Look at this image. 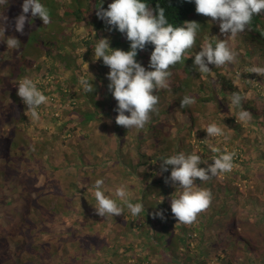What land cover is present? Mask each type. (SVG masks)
<instances>
[{"label": "trees", "instance_id": "obj_1", "mask_svg": "<svg viewBox=\"0 0 264 264\" xmlns=\"http://www.w3.org/2000/svg\"><path fill=\"white\" fill-rule=\"evenodd\" d=\"M17 2L7 0L4 7L7 17L6 22L10 27V36L17 38L21 43L20 48H22V61L15 66L9 77L10 82H13L11 84L20 83L28 70L32 68L40 70L42 65H46L45 74L49 76L46 79H50L51 74L56 70L63 68L65 71H69L71 79L50 80V83L56 84L55 87L60 101H70V109L66 111L67 115L71 118H78L79 124L85 129H89L91 126V130H93L102 121L101 115L105 114L112 122V135L117 145V154L114 157L107 156L111 153L106 154V158L110 160L111 164L108 169L100 170V166L104 165V161L102 163L100 158L95 160L94 165H91V171L84 172L87 175L90 174L95 181L103 178L106 172L116 174L117 178H136L138 198L127 200L132 203L142 202L144 205V212L138 216L128 213L130 218L127 221L128 224L125 225L127 230L135 231L136 242L121 243L120 236L123 233L118 235L116 228L107 234V244H100L92 235V237L82 235L79 240H74L73 237H78L79 231L70 230L72 237L68 233H66V236L62 233L55 236L56 238H63L60 240V244L64 250H67V256L70 257L74 251L83 249L85 252H82V256L91 252H95L97 255L91 264H234V258L242 261V264H264V230L258 236L251 237L249 233L240 229L241 226L247 224L258 230L264 229V201H259V198H253L250 201H245L248 198L244 199L243 196L242 199L240 198L238 187L234 185L237 180L236 176L239 173L234 171L233 173L236 175L233 177L229 176V173L232 174L231 171L221 173L206 182H200L197 179V185L200 184L201 187L209 189L212 198L208 207L198 212L191 223H184L178 222L171 214L170 198L176 188L173 187L171 181L165 182L170 175L171 166H169L168 172H163V162L161 161L162 158L181 151L186 153L194 151L192 147L187 145L185 139L177 137L170 139V134L163 132V120L169 114H172L175 120V113L180 112L183 117L191 121L189 128L192 130L197 123V120L192 116L193 106L220 101L222 100L220 98L226 99L228 96L231 98L232 94L237 92L241 95L242 100L240 105H235L233 114L238 116L241 111L246 110L251 116L239 123L235 118L229 117L227 119L235 138H241L240 141L247 145L248 136L246 133H248L253 136L252 143L258 145L259 141L264 142V105L259 108V105L264 102V95L257 92V98L253 96L250 100H246L245 95L221 74L219 68H213L212 71L215 76L200 73L193 65V60L195 53L200 50L203 42L196 37L193 47L186 51L180 62L169 69L171 73L175 74L178 71H183L186 77L181 81L172 80L173 83L168 89H162L159 92L154 91L153 94L159 96V101L155 106V111L150 113V120L145 127L137 130L118 126L115 123L117 112L114 110L117 107V102L108 90L110 82L107 79V74L110 69L103 64L102 59L97 60L94 58L96 61L94 69L98 73L96 76L93 78L83 76L89 81L93 80L94 87L93 93L85 92L79 84L81 76L78 75V69L76 68L78 67L76 65V55H73L72 51L66 52L63 50L61 52L62 46L57 47L60 43L55 40V42L47 40L40 34V31L43 30L41 19L38 17L33 18L29 13V22L25 24L22 36L20 37V33L14 30V25L10 21L12 13L18 16L21 14L23 0H17ZM72 2L76 5L72 8H65V17H74L78 22H82L86 20L85 14H88V17L92 19L96 34H99L97 40L105 36L101 37V32L107 31L106 37L111 41V48L129 50L130 42L126 40V37L116 30L109 31V26L96 15L101 6L107 9L112 0H107L104 4H102V0H94V9L89 10V12L84 9L86 6L80 0H72ZM147 3L153 10L157 6L164 8L166 17L174 26H182L185 21H194L200 16L195 11V4L187 3L185 0H147ZM17 4L19 6H16ZM97 19L99 20L96 21ZM205 28L206 23L202 22L199 32H205ZM237 37L244 47L258 48L264 55V12L254 16L251 24ZM23 40L30 43L24 49L22 46ZM95 43L96 40L94 42L92 40L83 41V44L88 48L86 58L94 52L91 47H94ZM153 47L149 44L146 45L143 51H138L136 59L145 68L149 64ZM42 53L44 55L41 59L38 61L37 59L32 60V56L35 54L41 56ZM218 86L219 89H217ZM191 94L192 97H190ZM185 96L193 98L194 103L181 108L180 104ZM171 97H175L174 105L168 103ZM205 108L207 107L205 106ZM197 110L201 111L199 107ZM217 111L219 112V109ZM71 120H69V123ZM20 121L24 122L25 119L21 118ZM102 138L101 144L106 142L105 138L102 135L96 136L97 141ZM109 139L113 140L111 134ZM197 148L199 149L197 153L201 155L202 160H208L209 164L213 163L212 159L217 156L210 145L208 146L202 142V144L197 145ZM255 149L261 151L258 147ZM76 154L77 156L73 157L75 160L85 165L93 164L88 161V156L85 153L78 151ZM235 157L239 159L241 154H235ZM263 158L264 154L260 159L261 164H258L257 168L244 166L245 170L241 172L248 176V181L251 183L255 181L254 175L261 173L262 168H264ZM236 159H233L234 164ZM79 164L81 165V163ZM70 165L73 166L74 170L83 172L82 167H75L73 163H70ZM200 167H206V165L202 164ZM220 175L223 177H220ZM261 184L264 185V180H259V182L256 180V192H258ZM257 186L259 187L256 188ZM258 193L264 196V187ZM257 201L262 204V211L258 214V217H255L254 207L259 209ZM124 206L126 208L125 203ZM247 207H250V209L246 213L245 209ZM160 210L164 212V219L155 216V213ZM251 212H253L252 215ZM246 217L247 219H245ZM68 243L73 246L67 245ZM44 245L42 242L34 246L35 251L29 256L31 261L39 259L41 260L40 264H45L46 260L51 259V257H48L49 253L47 251L50 243H47V249ZM41 250L43 253L40 252ZM108 250L112 252L109 253ZM220 253L222 257L219 255ZM3 258L4 255L0 251V264H2ZM79 264H85V261L80 258Z\"/></svg>", "mask_w": 264, "mask_h": 264}, {"label": "rangeland", "instance_id": "obj_2", "mask_svg": "<svg viewBox=\"0 0 264 264\" xmlns=\"http://www.w3.org/2000/svg\"><path fill=\"white\" fill-rule=\"evenodd\" d=\"M80 1L86 6L84 9L88 12L94 9V0ZM106 1L102 0V4ZM15 2L18 3L17 0ZM41 3L49 9L52 19L50 18L51 22L48 25L42 23L43 30L40 31V34L47 40H55L60 43L57 47L62 46L61 52L63 50L72 51V54L76 55L78 75L89 78L96 76L98 73L94 69L96 67L94 52L86 58L88 48L83 44V41L92 40L94 42L99 37L93 27L92 19L88 17L89 15L85 14L86 20L82 22L74 20V17H65V8H72L76 5L73 4L72 0H41ZM5 6L6 4L0 5V16L6 17ZM17 16L12 13L10 20L12 25H14V19ZM194 21L200 25L202 22L206 23L205 32L200 33L198 31L197 33L201 42H204L205 38L213 36L221 40L226 39L228 46L236 53L233 62L220 67L209 65L210 69L219 68L221 74L245 95L246 100H250L253 96L257 98V92L264 95V76L247 71L253 66L264 67L262 52L258 48L244 47L240 44L238 35L232 39H227L230 34L220 33L219 21H212L210 17L203 15ZM0 27L6 29L4 37H0V251L4 255L1 263L40 264L41 260L31 261L29 256L35 251L34 246L43 242L46 249L47 243H50L47 251L48 257L51 259L46 260L45 264H79L80 258L85 261V264H91L97 256L95 252L82 256V252L85 251L81 249L74 251L68 257L67 250H64L60 244V240L63 238L55 237L61 233L64 236L68 233L72 237L70 230L79 231L78 237H73L74 240H79L82 235H92L100 244H107V234L116 228L118 235L123 233L120 236L121 243L136 242L135 231L131 232L125 228L130 218L128 213L131 212L126 209L127 207L125 208L124 201L115 195L116 189L123 187L128 193L127 199L138 198L136 178H117L116 174L105 173L102 178L104 180L103 190L106 195L121 205L123 213L120 216L101 217L95 211V179L84 172L91 171V165H94L95 160L100 158L102 163L104 161V165L100 166L101 171L110 167V160L106 158V154L111 153V155L107 154L108 157H114L117 154V145L112 135V122L108 116L102 114V121L91 130V126L89 129H85L79 124L78 118H71L67 115L66 111L70 109V101H60L56 84L50 83V80H68L71 79V73L62 68L54 71L50 79H46L49 77L45 74L46 65H42L40 70L32 68L24 74L26 75L24 78L31 79L38 89L49 98L46 104L37 109L40 119L38 121L32 120L30 113H26V105L17 95L19 83L15 82L12 85L13 82L9 80L12 70L22 61V48L18 50L8 49L4 40L11 37L9 24L0 19ZM107 34V31H104L100 33V36L105 35L102 38H107ZM29 45L28 41L23 40V49ZM36 55L32 56L33 61L35 59L38 61L44 54ZM237 73H241L239 80L236 79ZM185 77L183 71H178L176 74L172 73L169 78V87L173 83L172 80L181 81ZM220 99L222 100L202 104L204 106L200 104L193 106L192 116L197 120V123L192 130L189 128L191 121L183 117L180 112H176L175 120L172 114L163 120V132L170 134V139L175 137L185 139L187 145L192 147L196 153L199 151L197 145L202 144V142L210 145L216 156L224 152L240 153L241 158L236 159L234 156L236 163H233L232 174L229 173V176L236 175L233 173L234 171L239 173L234 185L238 187L241 199L243 196L244 199L248 198L245 201H250L253 198L264 201V196L258 193L264 185L261 184L258 192L255 190L256 180L257 182L264 180V168H262L261 173L254 175V183L248 181V176L241 173L245 170L244 166L257 168L258 164H261L264 142L259 141L258 145L252 143L253 136L248 133H246L248 136L247 145L240 141L241 138L236 139L227 119L229 117L235 118L238 123L242 120L239 115L233 114L235 105L230 106L231 98L229 96L226 99ZM175 101V97H171L168 103L174 105ZM263 105L264 102L259 105V108H262ZM198 107L201 109L200 112L197 110ZM21 118H24L25 121L21 122ZM70 119L72 120L69 123ZM211 124H216L221 129L222 134L216 137H208L206 128ZM110 134L113 140L109 139ZM190 134L191 136H189ZM101 135L106 140L102 144L100 141L103 138L99 141L96 139V136ZM256 147L261 151L256 150ZM78 151L85 153L88 156V161L93 164L85 165L75 160L73 157L77 156ZM262 161L264 163V158ZM70 163H73L75 167H82L83 172L74 170ZM220 177L223 176L220 175ZM226 179L228 180V178ZM259 201H257L259 209L254 207L255 217H258L262 211V204ZM249 209L250 207H247L245 212L247 213ZM240 229L249 233L251 237L258 236L264 230H258L250 224L241 226ZM70 243L67 245L73 246ZM108 251L109 253L112 252L111 250ZM40 252L43 253L42 250ZM219 255L222 257L221 253ZM233 263L242 264L243 262L234 258Z\"/></svg>", "mask_w": 264, "mask_h": 264}, {"label": "clouds", "instance_id": "obj_3", "mask_svg": "<svg viewBox=\"0 0 264 264\" xmlns=\"http://www.w3.org/2000/svg\"><path fill=\"white\" fill-rule=\"evenodd\" d=\"M6 2L7 0H0V5ZM185 2L194 3L197 14L210 17L212 21H219L220 33L230 34L227 39L243 33L251 24L253 17L264 12V0H185ZM21 10V14L14 19V30L18 33H24L25 24L29 22V13L33 18L41 19L44 25L51 22L49 9L41 0H23ZM96 15L109 26V31H118L130 42L128 51L111 48V41L108 38L96 40L93 47L94 58L102 59L103 64L110 69L107 74L110 82L108 90L117 102L114 109L117 112L115 123L127 129H143L159 101V96L153 94L154 91L169 88V78L172 74L169 71L170 67L180 62L186 51L193 47L201 25L195 21H185L182 26H174L166 17L164 8L157 6L153 10L147 0H112L107 9L101 6ZM0 19L6 21L7 17L0 16ZM5 31L4 27H0V37H4ZM4 42L8 49H20L21 43L15 37H8ZM149 44L154 47L150 53L149 64L145 68L136 57L138 51H143ZM235 57L236 53L228 46L226 39L207 37L200 50L195 53L193 65L200 73L215 76L209 65L220 67L233 62ZM247 71L264 76V67L253 66ZM240 77L241 73H237L236 79L239 80ZM92 81L81 77L79 84L85 92L93 93ZM17 95L26 105V113H30L32 120L38 121L40 114L37 109L46 104L49 98L29 78H24L18 84ZM241 100L238 92L233 93L230 106L240 105ZM192 103L194 99L185 96L180 106L183 108ZM250 116L248 111L243 110L239 118L244 120ZM206 132L208 137L222 134L216 124L209 125ZM234 156L235 153L224 152L212 159L213 163L209 164L208 160H202L201 155L195 151L191 153L181 151L161 159L163 172H168L171 166L170 175L165 182L171 181L176 188L170 198V210L178 222L191 223L196 214L207 208L211 201V191L200 184L197 185V179L206 182L221 173L230 172L234 166ZM202 164L206 167H200ZM103 184L102 178L95 181L96 214L101 217L120 216L123 208L115 199L105 194ZM115 195L124 201L133 216L144 212L142 202L132 203L127 200L128 193L123 187L117 188ZM155 216L164 219L163 210L157 211Z\"/></svg>", "mask_w": 264, "mask_h": 264}]
</instances>
